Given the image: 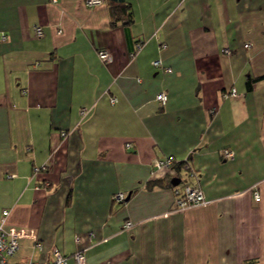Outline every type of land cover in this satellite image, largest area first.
I'll use <instances>...</instances> for the list:
<instances>
[{
    "label": "crops",
    "instance_id": "obj_1",
    "mask_svg": "<svg viewBox=\"0 0 264 264\" xmlns=\"http://www.w3.org/2000/svg\"><path fill=\"white\" fill-rule=\"evenodd\" d=\"M125 1L112 25L107 0H0V217L37 259L264 264V0ZM185 182L205 201L177 208Z\"/></svg>",
    "mask_w": 264,
    "mask_h": 264
},
{
    "label": "built area",
    "instance_id": "obj_2",
    "mask_svg": "<svg viewBox=\"0 0 264 264\" xmlns=\"http://www.w3.org/2000/svg\"><path fill=\"white\" fill-rule=\"evenodd\" d=\"M104 0H84L86 6H95L103 3ZM60 30H58L59 32ZM35 33L37 36H41L43 31L40 25L35 26ZM249 46V44H245ZM140 43L135 42L134 48L139 49ZM228 52L227 49H225ZM98 58L102 61H106L109 58V53L105 49H99L97 52ZM152 64L154 66H159V60H153ZM169 71V68H165ZM231 95H235V89L231 88L228 92ZM226 94V93H225ZM156 100L160 103H165L167 95L165 92L160 91L155 95ZM110 101H115V97H110ZM86 109L82 108L80 114L85 113ZM61 136L65 137L66 132L61 131ZM126 146H130V143H126ZM224 156H232V151L224 149L221 151ZM174 162L171 157L157 158L153 161L155 168L160 169L164 167H169ZM182 166L185 169H189L188 162L183 161ZM47 167V163H43L38 166L33 167L34 174H39ZM9 177L11 175H8ZM175 204L177 208H185L189 205H194L202 203L205 201L203 192L198 187L192 186L191 184L185 182L179 187L174 188ZM253 196L255 200L259 199L258 193L253 191ZM112 200L116 203L123 202L125 200V194L122 191H117L112 195ZM8 213L7 209L1 211L0 217V264H66V257L58 249L57 246H50L42 258H35L34 251H42V242L38 239L36 232L32 228L16 227L14 225H8L6 223V215ZM132 223L127 220L123 223V229H129ZM76 241H79V236H75ZM73 259L76 264H85L84 254L80 249H77L73 253Z\"/></svg>",
    "mask_w": 264,
    "mask_h": 264
},
{
    "label": "trees",
    "instance_id": "obj_3",
    "mask_svg": "<svg viewBox=\"0 0 264 264\" xmlns=\"http://www.w3.org/2000/svg\"><path fill=\"white\" fill-rule=\"evenodd\" d=\"M110 11V23L112 25L122 23L129 24L132 22V12L130 4L125 0H107ZM182 166L183 162H178Z\"/></svg>",
    "mask_w": 264,
    "mask_h": 264
},
{
    "label": "water",
    "instance_id": "obj_4",
    "mask_svg": "<svg viewBox=\"0 0 264 264\" xmlns=\"http://www.w3.org/2000/svg\"><path fill=\"white\" fill-rule=\"evenodd\" d=\"M179 177H177V176H173L171 179H170V183L172 184V185H176V184H178V182H179ZM130 191H128L127 192V194L125 195V199H127L129 196H130Z\"/></svg>",
    "mask_w": 264,
    "mask_h": 264
}]
</instances>
